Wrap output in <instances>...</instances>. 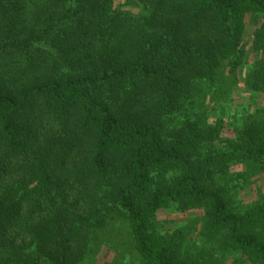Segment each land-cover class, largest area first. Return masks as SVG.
Returning <instances> with one entry per match:
<instances>
[{
    "label": "trees",
    "instance_id": "obj_1",
    "mask_svg": "<svg viewBox=\"0 0 264 264\" xmlns=\"http://www.w3.org/2000/svg\"><path fill=\"white\" fill-rule=\"evenodd\" d=\"M223 69L238 97L207 125L197 85ZM242 81L264 98V0H0V264H83L111 221L145 264H207L159 218L194 208L200 241L264 264V194L220 181L264 169Z\"/></svg>",
    "mask_w": 264,
    "mask_h": 264
},
{
    "label": "rangeland",
    "instance_id": "obj_2",
    "mask_svg": "<svg viewBox=\"0 0 264 264\" xmlns=\"http://www.w3.org/2000/svg\"><path fill=\"white\" fill-rule=\"evenodd\" d=\"M249 21L251 22V20ZM249 21L246 41L251 39L254 29L252 22ZM222 71L223 74L213 87L197 85L199 116L207 125L219 118L228 124L229 118L232 116L230 114L232 106L236 104L238 97L235 95V90L238 87L231 86L234 84V80L232 82V78L227 79L226 71L224 69ZM238 84L245 91L241 100L243 104L255 105L254 108H264V98L261 95H254L247 91L243 87V81ZM227 124L222 132L224 138L232 136L231 129ZM220 181L230 188V197L236 206L244 207L255 203L264 194V169L258 164L247 162L233 164ZM204 212L201 208L190 209L187 212L162 211L159 218L162 226L180 228L186 236L185 239L180 240L181 248L187 249V252L193 255L206 256L207 264H241L240 255L227 250H213L211 243L200 241L199 228L203 223H199ZM88 253L83 264H145L132 245L127 228L123 224L113 221L106 228L97 231Z\"/></svg>",
    "mask_w": 264,
    "mask_h": 264
}]
</instances>
